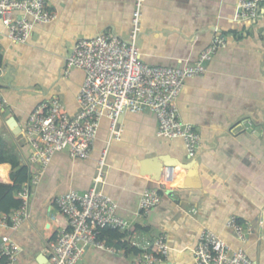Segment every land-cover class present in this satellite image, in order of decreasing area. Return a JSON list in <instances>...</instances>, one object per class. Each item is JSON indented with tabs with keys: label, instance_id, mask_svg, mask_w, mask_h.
Masks as SVG:
<instances>
[{
	"label": "crops",
	"instance_id": "obj_1",
	"mask_svg": "<svg viewBox=\"0 0 264 264\" xmlns=\"http://www.w3.org/2000/svg\"><path fill=\"white\" fill-rule=\"evenodd\" d=\"M46 1L58 16L51 23L37 24L26 43L11 41L0 22V91L11 111L0 115V140L4 153L23 165L32 153L25 130L34 109L55 96L70 115L80 109L77 95L85 72L74 68L65 73L77 41L103 33L127 39L136 4V0ZM238 1L146 0L138 39L145 63L162 67L194 63L215 37L227 41L206 62L203 75L186 81L178 98L180 116L200 133L201 146L190 157L183 139L159 136L158 118L150 111L122 116V136L109 143L110 121L103 119L91 158L57 152L32 187L31 219L16 231L0 229L23 248L15 264H40L38 258H49L46 242L57 235L50 216L57 197L91 188L96 159L108 144L105 193L119 204V215L131 221L132 232L143 231L150 238L165 235L172 247L169 258L155 264H195L192 250L205 228L232 247L241 246L227 226L233 216L252 228L247 251L264 264V1L255 21L238 18ZM14 118L17 133L8 124ZM162 156L175 164L171 172L166 169L158 181L150 171L142 173L143 161ZM193 160L198 177L191 181L199 187L184 185L189 170L182 163ZM12 171L11 163L0 164V183L12 184ZM174 176L178 183L162 188L161 202L140 213L142 193ZM128 250L113 254L90 248L78 264H142L139 255Z\"/></svg>",
	"mask_w": 264,
	"mask_h": 264
},
{
	"label": "built area",
	"instance_id": "obj_2",
	"mask_svg": "<svg viewBox=\"0 0 264 264\" xmlns=\"http://www.w3.org/2000/svg\"><path fill=\"white\" fill-rule=\"evenodd\" d=\"M263 1L239 0L238 18L257 20ZM145 3L146 0H136L127 39L106 33L80 39L68 55L65 73L69 74L74 68L85 72V81L77 95L80 109L75 115H70L56 96L29 114L25 135L32 148L27 162L30 178L18 191L23 197L22 205L0 216V229L16 231L31 219L32 187L40 182L57 152H66L73 158H91L105 118L110 121V143L122 136V116L150 111L158 118L159 136L183 139L189 156H196L202 138L192 123L181 118L178 98L186 81L203 75L207 71L206 62L219 48L225 47L227 41L215 37L194 63L178 67L151 66L141 59L138 46ZM57 16L46 0H0V22L13 42H28L37 24L51 23ZM2 70L0 65V72ZM8 104L0 91V115ZM108 153L109 144L96 159L98 170L90 189L69 190L57 197L55 212L50 215L57 235L46 242L52 264H78L90 248L122 253L117 240L109 243L102 237L106 228L120 231L124 235L122 243L141 251L138 259L142 264L161 263L169 258L172 247L167 237L150 238L143 231L132 232L131 221L119 215V204L105 193ZM166 186L161 182L159 187L146 189L139 201V212L147 213L157 206L162 200L161 190ZM227 226L235 231L242 245L234 248L219 234L205 228L192 250L195 264H258L246 247L252 228L244 227L236 216L227 221ZM22 251L11 234H0V264H15Z\"/></svg>",
	"mask_w": 264,
	"mask_h": 264
},
{
	"label": "trees",
	"instance_id": "obj_3",
	"mask_svg": "<svg viewBox=\"0 0 264 264\" xmlns=\"http://www.w3.org/2000/svg\"><path fill=\"white\" fill-rule=\"evenodd\" d=\"M3 148V142L0 140V164L9 162L13 165V171L11 173L13 183H0V216L7 215L13 209H17L22 205L23 197L18 195V191L21 189L22 184L29 180L31 174L28 165L21 164L16 156L12 158L8 154L6 155ZM135 229L138 230V228ZM102 233V237L109 235L110 241L117 240L121 248L128 247L127 244L121 242L124 235L118 230L106 228L102 231ZM128 251L141 255V251L137 249L129 248Z\"/></svg>",
	"mask_w": 264,
	"mask_h": 264
},
{
	"label": "water",
	"instance_id": "obj_4",
	"mask_svg": "<svg viewBox=\"0 0 264 264\" xmlns=\"http://www.w3.org/2000/svg\"><path fill=\"white\" fill-rule=\"evenodd\" d=\"M10 112H11L10 110H6L4 115L8 116L10 114ZM15 122H16L15 118H14L13 123L10 120H8V124L13 129V132L17 133V130L14 129L15 126L17 125V123H15ZM170 158L171 157L162 156V157H153L151 159H147V160L143 161L142 173L145 174L146 171L148 170L153 174V176H154L153 179H155L157 181L160 180L166 169L167 170L169 169L171 172V170L175 167V164L172 162V160ZM196 162H197L196 160H193L189 163H182V164H184L183 166H185V168H187L189 170L188 176L184 182L185 186L199 187L198 183H193L191 181V178L198 177V169H197V163ZM44 258H45L44 260H41L40 258H38V262L40 264H52L47 256L44 255Z\"/></svg>",
	"mask_w": 264,
	"mask_h": 264
},
{
	"label": "bare ground",
	"instance_id": "obj_5",
	"mask_svg": "<svg viewBox=\"0 0 264 264\" xmlns=\"http://www.w3.org/2000/svg\"><path fill=\"white\" fill-rule=\"evenodd\" d=\"M183 172V171H182ZM184 173V172H183ZM165 183L170 186V187H174L177 183H178V180L176 179V177L174 176L172 179L170 178H165ZM184 182V181H183ZM183 185V183H182Z\"/></svg>",
	"mask_w": 264,
	"mask_h": 264
}]
</instances>
